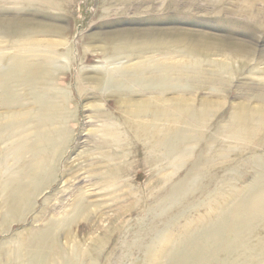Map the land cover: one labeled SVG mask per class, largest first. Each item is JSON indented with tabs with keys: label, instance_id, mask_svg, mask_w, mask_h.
Segmentation results:
<instances>
[{
	"label": "rangeland",
	"instance_id": "obj_1",
	"mask_svg": "<svg viewBox=\"0 0 264 264\" xmlns=\"http://www.w3.org/2000/svg\"><path fill=\"white\" fill-rule=\"evenodd\" d=\"M0 57L43 72L0 97V264H171L264 190V0H0ZM12 174L32 194L5 221Z\"/></svg>",
	"mask_w": 264,
	"mask_h": 264
},
{
	"label": "bare ground",
	"instance_id": "obj_2",
	"mask_svg": "<svg viewBox=\"0 0 264 264\" xmlns=\"http://www.w3.org/2000/svg\"><path fill=\"white\" fill-rule=\"evenodd\" d=\"M171 57L172 56H170V58ZM16 62L17 61L15 62L12 61L13 66H11V70L10 71L8 70L9 72L6 76H4L3 78H0V97L4 105H7V106H15L19 104L17 84H19L21 81V77H22L21 72H24L25 70L28 71L27 73H24L23 80L30 87H34L35 82H38L40 81V79H43V72L42 70H40L39 67L28 69L27 67L21 66L20 64ZM20 66L21 68H19ZM167 75L162 76V79L160 78V80H162L166 84L169 83V78ZM135 78L137 79L136 83L142 80V76L135 77ZM31 83L33 84L31 85ZM167 85H165L166 87L160 86L159 89L156 90L155 94H159L161 92L164 93L167 90H169L171 86L169 85L170 87H168ZM158 91L160 92L158 93ZM38 102H41V103H38L40 104L39 105L40 107L38 106V109H37L39 110L38 113L46 111L45 108L47 107V105H49V103L42 98H38ZM41 104L43 106H41ZM126 105L133 107V109L128 112H131L132 115H134L133 117L135 119H140L141 117H144L146 115H151L153 119V123L155 122V124H157L158 121L161 120L159 118V115H161V111L158 108L159 106L157 105V103L155 104L151 101H139V102L132 103L128 101ZM168 114H169V119L176 118L175 116L176 114L169 113V111H168ZM14 117H15L14 115H11V117H9L8 121L4 125L6 126L8 125L10 129H13L14 128L13 126H15L16 122H12L11 119H13ZM239 119L241 121L243 119L245 120L242 114L240 115ZM1 127L2 126L0 125V128ZM151 129L153 128H150V129L148 128V130L150 131ZM142 131L143 130H141L140 132ZM166 136H170V134H167ZM153 137H156V136L154 135ZM167 138L169 137H166V139ZM13 139H15V137L12 138V140ZM115 141H118V140H115ZM108 157H110L109 154L107 155V158ZM12 177H13V174H12ZM6 185L7 187H5L4 189L3 188L1 189V193L4 194V196H2L3 203H4L3 205H5V208L7 210L5 221H7L6 220L7 218H14V216L20 210L22 211V210L27 209L29 207V202L31 200V194H32V190H30V185L24 184L22 181H18L17 178H14V177L11 178L9 181H7ZM84 212H85V207L80 205L77 211V215L83 214ZM232 212L233 213H231L230 216L225 215L224 217L220 219L221 221H217L214 225L215 228L213 227L211 229H208L207 232L199 234L195 243L179 248L177 250L179 255L177 258L174 257L172 259L171 264H233V260H231L233 257H236L237 260H240L238 264H262L261 262H263L264 260V246L262 245L263 241H261L258 235L251 236L252 237L251 241H254L253 246L249 247V244L248 243L246 244L245 241L247 240V238L250 237L249 234L250 235L252 234L253 228L259 225L260 219L264 216V190H261L257 194V196H255V198H248V199L239 201L238 205L235 206ZM46 235L49 236L48 232ZM41 248L42 247L39 248V250L37 251L38 255H36V257H34L32 261L37 262L44 258V256L46 255L44 253L45 250Z\"/></svg>",
	"mask_w": 264,
	"mask_h": 264
}]
</instances>
